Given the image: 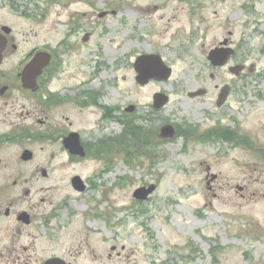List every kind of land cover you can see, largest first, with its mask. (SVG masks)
<instances>
[{
  "label": "rangeland",
  "instance_id": "1",
  "mask_svg": "<svg viewBox=\"0 0 264 264\" xmlns=\"http://www.w3.org/2000/svg\"><path fill=\"white\" fill-rule=\"evenodd\" d=\"M163 1L15 2L16 9L24 3L30 11L47 4L49 46L56 48L60 32L77 22L92 33L87 45L72 44L73 49L66 47L72 50L69 54L64 49L52 89L84 86L95 93L93 105L84 108L70 104L78 95L67 94L56 118L71 122L90 154L102 150V158L62 164L65 152L51 143L38 156L44 162L51 152L57 155L48 163L53 174L39 185L65 188L72 174L89 181L85 195L65 189L73 205L87 210H79L62 234L75 237L90 256L95 251L96 264H264V28L243 16L249 5L264 11V3L224 0L216 9L223 26L193 47L187 33L199 27L195 21L188 25L187 8L213 1ZM153 6L159 10L153 12ZM232 11L235 19L228 20ZM102 12L108 15L98 18ZM183 28L184 43L171 45L172 36ZM211 35L231 38L242 63L254 66L253 72L236 78L225 69L214 73L208 68L201 48L211 44ZM143 54L159 55L171 68L169 80L138 85L134 62ZM213 73L222 81L210 79ZM224 84H230L232 93L217 108L216 93ZM202 89L207 95L188 96ZM155 93L169 98L159 110L152 107ZM131 106L134 110L126 112ZM123 124L140 128L139 137L126 138ZM166 125L188 134L162 139L160 130ZM218 126L234 131L237 144L207 140V130ZM207 174L216 179L210 181ZM151 185L155 189L147 200L133 198L135 190Z\"/></svg>",
  "mask_w": 264,
  "mask_h": 264
},
{
  "label": "flooded vegetation",
  "instance_id": "2",
  "mask_svg": "<svg viewBox=\"0 0 264 264\" xmlns=\"http://www.w3.org/2000/svg\"><path fill=\"white\" fill-rule=\"evenodd\" d=\"M19 1L0 0V264H96L95 251L90 256L75 237H64L62 234L78 211L84 209L80 205H73L65 189L69 188L75 196H82L91 189L89 181L79 174H72L65 188L39 185L52 176L48 163L54 161L57 155L51 152L49 160L44 159V162L38 156L49 144L55 143L67 156L68 161H62V164H77L94 158L80 130L74 129L71 122H58L56 115L66 101L67 94L78 95V99L74 98L70 104L84 108L93 105L95 93L84 86H72L73 90L70 91L66 90V86L62 90L52 89L63 52L66 50L69 54L74 46L81 43L87 45L92 33L83 31L77 22L65 33L60 32L63 37L56 48L49 46L47 4H40L38 10L30 11L22 7L24 3H19L16 9L14 4ZM212 1L187 8L188 25L191 27L195 21L199 27L188 31V45L194 47L197 41L207 40L211 33L223 26L217 21L219 14L216 9L222 6L224 0ZM258 1L257 4L262 6L264 0ZM249 6L243 8V16L249 18V24L262 30L264 11L254 7L250 9ZM152 10L156 12L159 7L153 6ZM221 11H224L223 8ZM227 18L234 20L235 12L228 13ZM183 34L184 28L176 32L170 40L171 45L175 42L184 43ZM231 35L228 32V36ZM211 40L207 48L202 46L201 52L204 63L214 73L225 69L231 76L239 78L245 71L253 72L254 66L249 68L242 63L244 59H240L239 49L231 38L222 37L218 40L215 35H211ZM58 48L61 52L57 51ZM181 49L183 55L189 57L184 47ZM186 49L188 51V47ZM222 49L231 54L226 66H213L210 55ZM212 61L220 60L216 56ZM235 66H244L238 76L230 71ZM214 73L209 78H217L221 82L220 74ZM227 86L229 98L232 88L230 84ZM215 88L217 90L218 86ZM221 88L216 93V101ZM72 134L79 137L85 152L82 158L69 154L64 148L63 143ZM75 177L80 178L82 190L72 187Z\"/></svg>",
  "mask_w": 264,
  "mask_h": 264
},
{
  "label": "water",
  "instance_id": "3",
  "mask_svg": "<svg viewBox=\"0 0 264 264\" xmlns=\"http://www.w3.org/2000/svg\"><path fill=\"white\" fill-rule=\"evenodd\" d=\"M102 16L103 14L100 15V17ZM227 55L228 54L224 53V54H221V56H217L219 57L220 61H212L213 65H216V66L224 65ZM214 57H216V55H213L212 59ZM38 69H40V67ZM134 69H135V72L137 73L136 82L140 85H145L151 79H154L157 81H166L171 74V69L167 68L163 64L159 56H149V55L140 56L135 61ZM235 70H236L235 74L238 75L240 70H242V68L241 67L236 68ZM38 71L39 70L33 71V72H38ZM202 94H203V91H200V92H197L196 94H190V97L200 96ZM227 95H228V89L227 87H225L219 96V100L217 101L218 106H220L223 103ZM153 99H154V108L156 109L163 107L168 102V98L162 94L155 95ZM132 109L133 108H129L128 111H132ZM174 136H175V131L172 127L168 126V127L162 128L161 138L172 139ZM71 153L83 155V151L79 147L78 143H76V152L71 151ZM79 184H80V181L78 178L73 180L74 187H78ZM154 189L155 188L153 186H150L147 189L140 188L134 192L133 197L137 200H146L148 195H150L154 191Z\"/></svg>",
  "mask_w": 264,
  "mask_h": 264
},
{
  "label": "trees",
  "instance_id": "4",
  "mask_svg": "<svg viewBox=\"0 0 264 264\" xmlns=\"http://www.w3.org/2000/svg\"><path fill=\"white\" fill-rule=\"evenodd\" d=\"M141 129L136 127V128H129L128 129V134L132 135V137L134 139L138 138L139 136L136 134L138 131H140ZM190 132H193L192 128H190ZM181 133H185L187 134L188 132H181ZM210 135H213V137L217 140V139H222L224 141H227V142H235L237 144V141H236V137H235V134L234 132H232L231 130L227 129V128H217V129H214L213 131L209 132ZM130 135V136H131ZM209 134L206 136L208 137ZM264 158V156H263Z\"/></svg>",
  "mask_w": 264,
  "mask_h": 264
}]
</instances>
